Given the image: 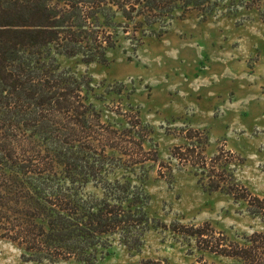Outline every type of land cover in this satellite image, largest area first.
Here are the masks:
<instances>
[{
	"label": "rangeland",
	"instance_id": "374dc122",
	"mask_svg": "<svg viewBox=\"0 0 264 264\" xmlns=\"http://www.w3.org/2000/svg\"><path fill=\"white\" fill-rule=\"evenodd\" d=\"M153 28L137 44L120 33L105 62L59 56L91 80L121 159L108 177L149 196L139 246L115 235L98 264H243L202 247L195 228L228 248L264 233V0H220L206 15L190 11ZM84 191L102 195L94 182ZM23 254L0 237V264H42Z\"/></svg>",
	"mask_w": 264,
	"mask_h": 264
},
{
	"label": "trees",
	"instance_id": "16d2710c",
	"mask_svg": "<svg viewBox=\"0 0 264 264\" xmlns=\"http://www.w3.org/2000/svg\"><path fill=\"white\" fill-rule=\"evenodd\" d=\"M219 1L0 0L1 238L42 264H98L115 235L139 246L151 222L149 196L108 177L107 167L121 159L101 123L91 80L63 66L59 56L105 62L120 33L132 32L134 39L126 38L137 44L156 24L190 11L206 15ZM99 129L105 135L99 137ZM91 182L102 195L84 191ZM195 229L202 247L243 264H264V233L249 238L247 248H228L209 244L214 234Z\"/></svg>",
	"mask_w": 264,
	"mask_h": 264
}]
</instances>
